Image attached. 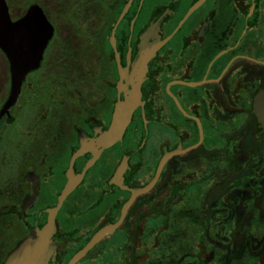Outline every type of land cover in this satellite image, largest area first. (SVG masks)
I'll use <instances>...</instances> for the list:
<instances>
[{
	"label": "flooded vegetation",
	"instance_id": "1",
	"mask_svg": "<svg viewBox=\"0 0 264 264\" xmlns=\"http://www.w3.org/2000/svg\"><path fill=\"white\" fill-rule=\"evenodd\" d=\"M4 1L11 23L38 7L51 35L0 115V264L46 223L80 150L47 264H264V0H131L113 45L128 0ZM35 37L0 47V112L8 54L34 56Z\"/></svg>",
	"mask_w": 264,
	"mask_h": 264
},
{
	"label": "water",
	"instance_id": "2",
	"mask_svg": "<svg viewBox=\"0 0 264 264\" xmlns=\"http://www.w3.org/2000/svg\"><path fill=\"white\" fill-rule=\"evenodd\" d=\"M130 2L131 0L127 1L114 26L111 29L110 41L112 45L116 27L127 11ZM22 35L36 36V39L34 40L36 48L32 49L34 56L25 58L8 54V58L11 62L12 68V94L8 102L0 112V115L3 113V111H5L9 106L12 105L15 99V94L18 91L20 81L25 73L30 69L36 68L38 66V63L41 59L42 49L49 35H51V28L49 27V24L47 23L45 17L38 7H31L24 18L15 23H11L5 1L0 0V47L5 50L4 46L7 43L15 42L17 40L11 39V36L19 37ZM141 53L142 54L139 58L138 63L139 66H143L146 63L149 54L148 48L143 50ZM117 68L119 70V73L121 74L122 69L119 65V62H117ZM129 105L130 103L127 102L120 107L118 103H116V106L114 108L113 120L108 130L100 136V140L97 142L98 146H100V150L110 147L121 137L127 125V122L130 120ZM81 152L82 150L76 152L71 158L68 169L69 182L64 188L61 196L59 197L56 208L51 210L46 223L40 229L31 230L26 239L20 242L14 248V250L7 255L2 264H47L48 260L50 258H53V256L55 255V249L51 243V238L56 232L54 215L64 197L72 189V185L70 183L71 166L74 159L79 156ZM89 166L90 163H88V165L83 169L82 174L85 173ZM103 235L104 231L96 233L89 241L86 248L82 250L79 256L86 253L87 250L91 248Z\"/></svg>",
	"mask_w": 264,
	"mask_h": 264
},
{
	"label": "rangeland",
	"instance_id": "3",
	"mask_svg": "<svg viewBox=\"0 0 264 264\" xmlns=\"http://www.w3.org/2000/svg\"><path fill=\"white\" fill-rule=\"evenodd\" d=\"M13 12H14V13H16V12H17V9H16V8H14V9H13Z\"/></svg>",
	"mask_w": 264,
	"mask_h": 264
}]
</instances>
